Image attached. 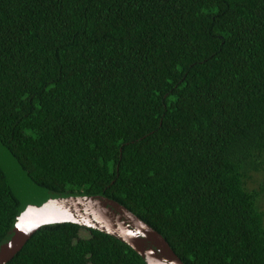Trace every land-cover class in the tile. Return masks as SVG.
<instances>
[{"label":"trees","instance_id":"16d2710c","mask_svg":"<svg viewBox=\"0 0 264 264\" xmlns=\"http://www.w3.org/2000/svg\"><path fill=\"white\" fill-rule=\"evenodd\" d=\"M0 141L185 264H264V0H0ZM18 206L0 169V240ZM4 264L147 263L64 221Z\"/></svg>","mask_w":264,"mask_h":264},{"label":"water","instance_id":"95a60500","mask_svg":"<svg viewBox=\"0 0 264 264\" xmlns=\"http://www.w3.org/2000/svg\"><path fill=\"white\" fill-rule=\"evenodd\" d=\"M0 169L19 201L16 216L0 240V264L15 255L40 226L64 221L119 239L147 264H185L156 229L103 192L56 191L37 184L1 141Z\"/></svg>","mask_w":264,"mask_h":264},{"label":"rangeland","instance_id":"374dc122","mask_svg":"<svg viewBox=\"0 0 264 264\" xmlns=\"http://www.w3.org/2000/svg\"><path fill=\"white\" fill-rule=\"evenodd\" d=\"M262 208H264V202L262 204ZM82 235H87V232L86 231H82Z\"/></svg>","mask_w":264,"mask_h":264}]
</instances>
